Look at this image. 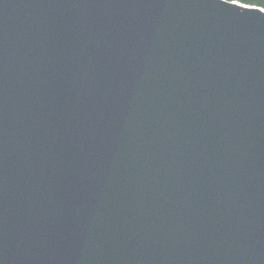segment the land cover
<instances>
[{
  "label": "water",
  "instance_id": "95a60500",
  "mask_svg": "<svg viewBox=\"0 0 264 264\" xmlns=\"http://www.w3.org/2000/svg\"><path fill=\"white\" fill-rule=\"evenodd\" d=\"M0 264H264V11L0 0Z\"/></svg>",
  "mask_w": 264,
  "mask_h": 264
},
{
  "label": "snow or ice",
  "instance_id": "6c2138e0",
  "mask_svg": "<svg viewBox=\"0 0 264 264\" xmlns=\"http://www.w3.org/2000/svg\"><path fill=\"white\" fill-rule=\"evenodd\" d=\"M239 0H229V3L236 4ZM250 6H254L264 11V0H246Z\"/></svg>",
  "mask_w": 264,
  "mask_h": 264
},
{
  "label": "trees",
  "instance_id": "16d2710c",
  "mask_svg": "<svg viewBox=\"0 0 264 264\" xmlns=\"http://www.w3.org/2000/svg\"><path fill=\"white\" fill-rule=\"evenodd\" d=\"M226 1H229V0H226ZM239 3H242V4H245V5H249L246 0H239ZM250 6V5H249Z\"/></svg>",
  "mask_w": 264,
  "mask_h": 264
}]
</instances>
